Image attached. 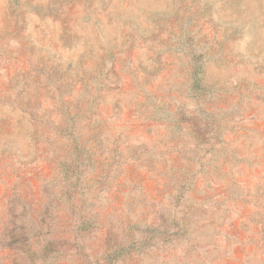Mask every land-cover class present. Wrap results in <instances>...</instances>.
Wrapping results in <instances>:
<instances>
[{"label":"rangeland","instance_id":"374dc122","mask_svg":"<svg viewBox=\"0 0 264 264\" xmlns=\"http://www.w3.org/2000/svg\"><path fill=\"white\" fill-rule=\"evenodd\" d=\"M0 264H264V0H0Z\"/></svg>","mask_w":264,"mask_h":264}]
</instances>
